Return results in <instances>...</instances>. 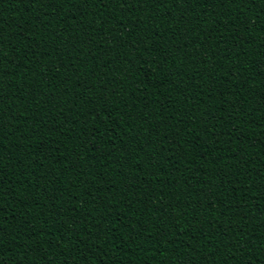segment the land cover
Segmentation results:
<instances>
[{
	"label": "trees",
	"instance_id": "16d2710c",
	"mask_svg": "<svg viewBox=\"0 0 264 264\" xmlns=\"http://www.w3.org/2000/svg\"><path fill=\"white\" fill-rule=\"evenodd\" d=\"M0 29V264H264V0H0Z\"/></svg>",
	"mask_w": 264,
	"mask_h": 264
},
{
	"label": "snow or ice",
	"instance_id": "6c2138e0",
	"mask_svg": "<svg viewBox=\"0 0 264 264\" xmlns=\"http://www.w3.org/2000/svg\"><path fill=\"white\" fill-rule=\"evenodd\" d=\"M29 2L31 3H38L40 2V0H29ZM84 3H88L90 2V0H83ZM154 3H163V2H173V0H153ZM182 3L184 4H188L189 3V0H181ZM194 2L196 3H200L201 0H194ZM207 2L209 3H215L217 5H221V3H225V0H207ZM228 3H236L237 0H227ZM240 3H245L246 0H239ZM63 3H71V0H47V5L50 6V5H53V4H63ZM83 13H81L82 15ZM0 31H2V29H0ZM236 43L239 44V39L236 40ZM4 44V40H3V37L2 35H0V47H2ZM155 51H159V49H154ZM225 54L227 55V50H225ZM162 63H167L168 62V57H163ZM161 71H164L163 69H161ZM176 75L177 76H180L181 73L180 72H176ZM104 91H107V88L104 89ZM56 99H58V97H56ZM97 99H100L102 100L103 99V96L102 95H98L97 96ZM91 103V101H89ZM103 108H104V105L101 104V107L99 109V111H103ZM89 115H91V113H89ZM92 134L94 135L95 134V129H92L91 130ZM115 163H119V160H116ZM55 198V197H53ZM183 231V230H181ZM7 235H10V233L8 232H5L4 231V227L3 225H0V248L3 247V241H4V237L7 236ZM97 239H99V237H97ZM172 243H176V241H172ZM17 245H20L19 244V239L17 238ZM23 245H21L22 247Z\"/></svg>",
	"mask_w": 264,
	"mask_h": 264
}]
</instances>
